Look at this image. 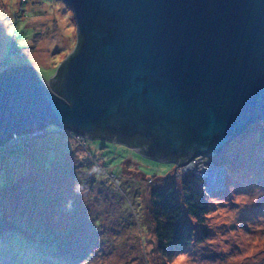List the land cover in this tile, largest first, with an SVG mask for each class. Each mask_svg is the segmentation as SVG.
<instances>
[{
	"label": "water",
	"instance_id": "1",
	"mask_svg": "<svg viewBox=\"0 0 264 264\" xmlns=\"http://www.w3.org/2000/svg\"><path fill=\"white\" fill-rule=\"evenodd\" d=\"M63 1L77 47L60 80L0 73L1 144L56 124L180 166L264 121V0Z\"/></svg>",
	"mask_w": 264,
	"mask_h": 264
},
{
	"label": "rangeland",
	"instance_id": "2",
	"mask_svg": "<svg viewBox=\"0 0 264 264\" xmlns=\"http://www.w3.org/2000/svg\"><path fill=\"white\" fill-rule=\"evenodd\" d=\"M77 37L73 11L63 0H0V73L23 65L51 80ZM83 139L58 133L36 138L20 153L16 168L0 169V184L6 183L3 178L22 177L6 189L10 197L14 189L22 205L16 204L20 209L12 214L3 209L0 225L15 229L7 231L10 240L30 242L39 232L52 230L42 225L57 219L52 225H57L58 237L68 244L86 237L93 260L65 259L54 248L43 249L51 242L41 237L39 246L0 245V264H264V121L251 125L220 153L202 158L226 172L223 180L209 181L215 185L208 182L209 190L199 175H191L213 203L205 224L211 236L173 250L170 258L159 254L149 196L153 188L188 173L135 147ZM226 158L248 170L232 171ZM34 170L38 172L30 178L22 176ZM25 204L32 212L21 209ZM193 225L199 233L198 223Z\"/></svg>",
	"mask_w": 264,
	"mask_h": 264
},
{
	"label": "trees",
	"instance_id": "3",
	"mask_svg": "<svg viewBox=\"0 0 264 264\" xmlns=\"http://www.w3.org/2000/svg\"><path fill=\"white\" fill-rule=\"evenodd\" d=\"M77 47V46H76ZM63 63V61H62ZM62 63L58 65L57 72L52 78H56L58 80L61 79V70ZM258 124V123H257ZM57 125L49 126L43 130V132L38 136H20L19 141L17 144L12 143H0V169H4L9 167L10 165L13 166V168H16L20 159L19 155L21 152H25L24 149L30 148L32 146V142L36 138H41L48 134H62L64 136H77L78 133H75L73 131L69 130H60ZM101 139L108 140L105 137H100ZM99 138V139H100ZM83 141H86V138L83 139ZM111 142V141H110ZM114 142V141H113ZM119 143V142H118ZM121 144H125L131 148H137L141 153L143 149V142L139 140V138H133L130 140H123V142H120ZM226 147V146H225ZM222 150H220L217 153H220ZM144 154V153H143ZM216 154V153H215ZM58 157V155H57ZM233 157V156H231ZM234 157H237V152ZM230 159V158H229ZM175 165L178 166V164L173 161ZM224 163L229 165L231 167L232 171L244 170L247 171L248 168L245 170L244 168L238 169L236 167L235 162L229 161L227 158L224 160ZM51 166V165H50ZM38 170H34L32 173H25L24 177L30 178V174H37ZM242 173V172H241ZM238 176V181L243 178L242 176ZM157 177V176H155ZM22 177L8 180L5 179L6 183L0 184V196L3 198H0V219H1V212L4 209V212L7 211V213L12 214V212H16L19 207L16 206L22 205L20 201V196H16L14 192V189L11 190V197L9 193H7L6 189L10 190L11 183H14V181L21 179ZM237 181V183H238ZM249 184V183H247ZM203 186L199 180L194 178L191 175H185L184 177L181 176V179L178 181H170V182H164V184L159 185L158 187H155L150 192V208L152 210V218L154 221V232L156 234V244H158V251L159 254L166 255L170 258V256H173V250L174 251H182L185 248L190 247L196 242H205L210 236L211 232L210 230L205 227L206 224V216L208 215V212L211 209V205H213L211 199L209 196L205 194V190L203 189ZM35 191H38L39 188H35ZM33 190V191H34ZM35 193V192H34ZM36 199V198H34ZM18 208V209H17ZM30 205L25 204V206H21V209L25 213L32 212L31 210H28ZM14 212V213H15ZM21 212V211H18ZM192 220V221H191ZM198 223V230L199 233H197V230L195 229L193 223ZM57 219L55 221L48 220L47 223H45L44 227L49 228V226L52 228V230L48 229L43 230L39 232V234H36L34 239H31L30 242H27L28 239L26 238H16L15 240H10L7 236V231H15V229L8 227V224L3 223L0 225V245L2 244H11V243H21V244H27V245H34L39 246L41 245V241L39 238L44 237L43 240H46L50 244H46L43 249L54 248L56 253H62V255L65 256V259H68L67 256L70 258H74L75 260L81 259L82 257L85 258L87 261L90 262L93 259L90 257L91 254L87 252V250L92 249L90 245V241L85 240L86 237H80L78 240H76L72 244H68L64 238V236H59V232L55 233L54 227H57L56 224ZM9 239L7 242H5L6 239ZM66 238V237H65ZM42 240V239H41ZM50 250V249H49ZM52 251V250H51ZM94 251V250H93ZM60 255V254H58ZM167 264V263H165Z\"/></svg>",
	"mask_w": 264,
	"mask_h": 264
},
{
	"label": "built area",
	"instance_id": "4",
	"mask_svg": "<svg viewBox=\"0 0 264 264\" xmlns=\"http://www.w3.org/2000/svg\"><path fill=\"white\" fill-rule=\"evenodd\" d=\"M54 125H49V126H54ZM49 126H47V127H49ZM47 127H45V128H47ZM57 127L60 130H64V131L65 130H69L66 127L64 128V127H61L59 125H57ZM45 128H43L42 130H37V131L31 132V133L20 134V136H22V137L23 136L32 137V136H37V135L39 136L43 132V130ZM69 131H71V130H69ZM77 135L82 136L79 133ZM20 136H15L11 140H9V142L12 143V144H17L18 141H19ZM82 137L85 138L84 136H82ZM9 142H7V143H9ZM203 157H201V156L200 157H196L189 164L180 165V166L178 165V167L182 166L183 169L185 170L184 173H188V175H194V176L199 175V176H196V177L197 178L201 177L205 181V185L207 186V190H209L208 185H211L209 181H211L215 177L219 178L220 181L223 180L222 176H224V174L221 173L220 171L225 172V170L223 168H221L220 166L215 167V165H217L215 162H212L210 160H205L204 161L202 159ZM197 160L201 164H196ZM208 182H209V184H208ZM221 187H224V186H221Z\"/></svg>",
	"mask_w": 264,
	"mask_h": 264
},
{
	"label": "bare ground",
	"instance_id": "5",
	"mask_svg": "<svg viewBox=\"0 0 264 264\" xmlns=\"http://www.w3.org/2000/svg\"><path fill=\"white\" fill-rule=\"evenodd\" d=\"M192 166H193V165H192ZM211 184H212V186H213V185H215V182L213 181V182H211Z\"/></svg>",
	"mask_w": 264,
	"mask_h": 264
}]
</instances>
